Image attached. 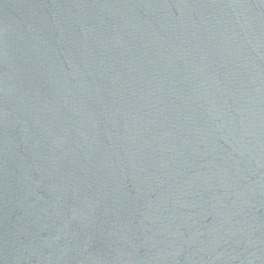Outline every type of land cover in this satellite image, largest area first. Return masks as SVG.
I'll return each mask as SVG.
<instances>
[{"label": "water", "instance_id": "1", "mask_svg": "<svg viewBox=\"0 0 264 264\" xmlns=\"http://www.w3.org/2000/svg\"><path fill=\"white\" fill-rule=\"evenodd\" d=\"M0 264H264V0H0Z\"/></svg>", "mask_w": 264, "mask_h": 264}]
</instances>
